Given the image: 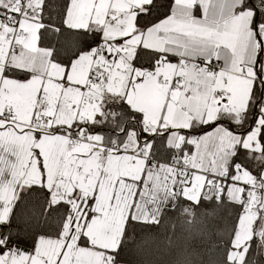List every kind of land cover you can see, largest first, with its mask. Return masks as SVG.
<instances>
[{
    "label": "snow or ice",
    "instance_id": "obj_1",
    "mask_svg": "<svg viewBox=\"0 0 264 264\" xmlns=\"http://www.w3.org/2000/svg\"><path fill=\"white\" fill-rule=\"evenodd\" d=\"M224 208L217 259L159 264L264 256V0H0V264H127Z\"/></svg>",
    "mask_w": 264,
    "mask_h": 264
},
{
    "label": "trees",
    "instance_id": "obj_2",
    "mask_svg": "<svg viewBox=\"0 0 264 264\" xmlns=\"http://www.w3.org/2000/svg\"><path fill=\"white\" fill-rule=\"evenodd\" d=\"M48 2L56 4L59 0H48ZM49 42H57V38L53 35L49 38ZM40 210L39 203L31 204L25 209L29 215L33 211L39 212ZM234 211L228 208L221 209L215 221H208L211 230L210 239L196 235V230L202 227L200 224L191 226L193 238L188 239L190 233L188 225L184 223L186 217H181L178 211L169 212L161 220L159 228L151 230L150 233H135V239L128 246L125 260L127 264H159L161 259L173 261L182 258L184 254L197 262L201 258L204 261L215 260L220 254L221 239H227V229L232 224ZM197 215L199 218V211ZM173 224L176 225L175 230L172 229ZM169 237H171V243ZM255 253V241H253L250 258L254 257L257 264H264V256H256Z\"/></svg>",
    "mask_w": 264,
    "mask_h": 264
}]
</instances>
